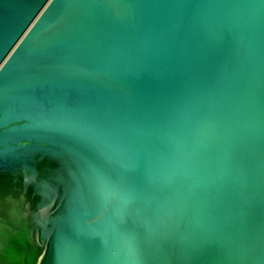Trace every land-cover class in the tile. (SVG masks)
<instances>
[{"label": "water", "instance_id": "95a60500", "mask_svg": "<svg viewBox=\"0 0 264 264\" xmlns=\"http://www.w3.org/2000/svg\"><path fill=\"white\" fill-rule=\"evenodd\" d=\"M0 264H264V0H0Z\"/></svg>", "mask_w": 264, "mask_h": 264}]
</instances>
